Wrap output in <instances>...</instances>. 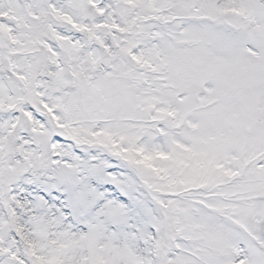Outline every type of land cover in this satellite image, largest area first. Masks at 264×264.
<instances>
[{
  "label": "snow or ice",
  "instance_id": "obj_1",
  "mask_svg": "<svg viewBox=\"0 0 264 264\" xmlns=\"http://www.w3.org/2000/svg\"><path fill=\"white\" fill-rule=\"evenodd\" d=\"M0 264H264V0H0Z\"/></svg>",
  "mask_w": 264,
  "mask_h": 264
}]
</instances>
